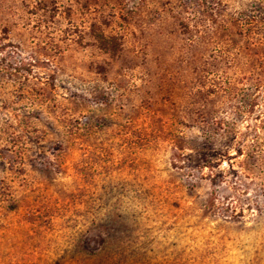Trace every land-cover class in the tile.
Returning <instances> with one entry per match:
<instances>
[{"label":"rangeland","instance_id":"obj_1","mask_svg":"<svg viewBox=\"0 0 264 264\" xmlns=\"http://www.w3.org/2000/svg\"><path fill=\"white\" fill-rule=\"evenodd\" d=\"M0 264H264V0H0Z\"/></svg>","mask_w":264,"mask_h":264},{"label":"trees","instance_id":"obj_2","mask_svg":"<svg viewBox=\"0 0 264 264\" xmlns=\"http://www.w3.org/2000/svg\"><path fill=\"white\" fill-rule=\"evenodd\" d=\"M107 21L108 20L104 14L101 13L96 22L91 24L90 33L98 49L103 53L114 57L121 50L122 44L119 38L108 35L105 32V25L108 23Z\"/></svg>","mask_w":264,"mask_h":264}]
</instances>
